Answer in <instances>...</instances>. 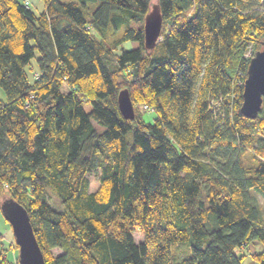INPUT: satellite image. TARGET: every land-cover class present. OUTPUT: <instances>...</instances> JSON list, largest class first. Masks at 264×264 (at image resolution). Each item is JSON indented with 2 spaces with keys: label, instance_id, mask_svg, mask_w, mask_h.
Returning <instances> with one entry per match:
<instances>
[{
  "label": "trees",
  "instance_id": "1",
  "mask_svg": "<svg viewBox=\"0 0 264 264\" xmlns=\"http://www.w3.org/2000/svg\"><path fill=\"white\" fill-rule=\"evenodd\" d=\"M42 1L36 14L0 0V188L26 207L46 264H243L264 246V108L240 112L264 0ZM152 3L164 21L149 50ZM6 250L0 264H17Z\"/></svg>",
  "mask_w": 264,
  "mask_h": 264
},
{
  "label": "water",
  "instance_id": "2",
  "mask_svg": "<svg viewBox=\"0 0 264 264\" xmlns=\"http://www.w3.org/2000/svg\"><path fill=\"white\" fill-rule=\"evenodd\" d=\"M145 46L149 50L160 40L164 17L157 3H152L150 12L144 17ZM263 48L252 55L248 64L243 86L240 112L247 119H256L264 103V41ZM117 104L121 115L129 120L135 119L134 104L127 89L119 92ZM3 217L13 231L18 246L19 264H46L42 249L34 234L31 218L25 206L15 199L5 198L0 205Z\"/></svg>",
  "mask_w": 264,
  "mask_h": 264
},
{
  "label": "rangeland",
  "instance_id": "3",
  "mask_svg": "<svg viewBox=\"0 0 264 264\" xmlns=\"http://www.w3.org/2000/svg\"><path fill=\"white\" fill-rule=\"evenodd\" d=\"M19 2L23 3V0H18ZM31 5L30 8L32 9V12H35L36 14H40L43 10H44V2L42 0H30ZM129 45L132 44L130 43ZM127 48H130L129 46L126 45ZM36 57L33 58L30 62V64L26 65V70H27V75L30 79L31 82H33L37 77L36 74L38 73V71L40 70L38 64H37V53L35 54ZM247 56L249 55V53L246 54ZM64 91H67L66 88H63ZM0 96L3 97L2 94V90H0ZM84 107L86 108L87 111H90L92 106H90V104H84ZM262 108H264V103L262 105ZM139 109H141V113L144 117V119L147 121H153L154 118L157 116V113L155 110L153 111H149V109L145 108V106H143V108H141V106H139ZM94 124L96 125V127L99 128L100 131H102L104 128L101 127L98 123H96L95 121H93ZM89 180L91 181V186H90V190L91 191H95L96 188L99 186V181L97 180V178L94 175H90L89 176ZM252 194L255 197L256 203L258 206H260L262 214L264 216V198L259 195L256 194L255 192H252ZM7 189L0 188V205L2 203L3 200H5L4 198H6L7 196ZM144 238L143 233H139L137 231L134 232V239L137 243L141 242ZM0 239L2 240V247L7 249L6 252L4 253V256L7 257V254H10V250L12 249H16V242H15V238L13 237V231L12 228H10L9 223L6 221L5 217H3L2 214V209L0 207ZM172 253H175L176 257L178 260H183L185 258H187L188 256H190L191 252H190V244L189 242H184V243H174V245H172ZM62 252V250L60 248L54 249V254H60ZM240 254H248L247 250H241ZM16 253L18 254V249H16ZM8 258V257H7ZM9 260V259H8ZM14 262L19 264V260L18 257H15ZM244 264V263H243Z\"/></svg>",
  "mask_w": 264,
  "mask_h": 264
},
{
  "label": "crops",
  "instance_id": "4",
  "mask_svg": "<svg viewBox=\"0 0 264 264\" xmlns=\"http://www.w3.org/2000/svg\"><path fill=\"white\" fill-rule=\"evenodd\" d=\"M130 42L125 44L129 46L130 48L131 45H129ZM127 48V47H126ZM127 48V49H130ZM243 250H247L248 254H245L246 257L244 258V264H257L254 260L251 259L250 253H260V251L264 250V246L262 245V243L259 241H254L253 243H250L248 247L243 248ZM7 257L9 260H12L14 262L15 257H17V253H16V249H12L10 250V254H7Z\"/></svg>",
  "mask_w": 264,
  "mask_h": 264
},
{
  "label": "built area",
  "instance_id": "5",
  "mask_svg": "<svg viewBox=\"0 0 264 264\" xmlns=\"http://www.w3.org/2000/svg\"><path fill=\"white\" fill-rule=\"evenodd\" d=\"M23 2H25L24 4L26 6H29L31 4L30 0H23ZM145 108L149 109V110H153L151 107H149L148 105L145 106ZM2 243V240L0 239V244Z\"/></svg>",
  "mask_w": 264,
  "mask_h": 264
}]
</instances>
